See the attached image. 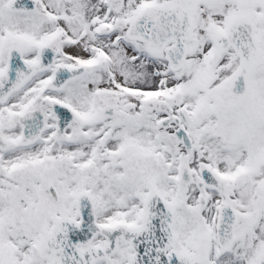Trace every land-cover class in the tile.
<instances>
[{"label": "snow or ice", "instance_id": "obj_1", "mask_svg": "<svg viewBox=\"0 0 264 264\" xmlns=\"http://www.w3.org/2000/svg\"><path fill=\"white\" fill-rule=\"evenodd\" d=\"M0 264H264V0H0Z\"/></svg>", "mask_w": 264, "mask_h": 264}]
</instances>
